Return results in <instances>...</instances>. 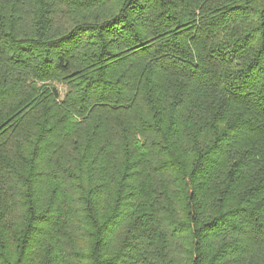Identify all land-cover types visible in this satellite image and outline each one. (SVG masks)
Listing matches in <instances>:
<instances>
[{
  "label": "trees",
  "instance_id": "trees-1",
  "mask_svg": "<svg viewBox=\"0 0 264 264\" xmlns=\"http://www.w3.org/2000/svg\"><path fill=\"white\" fill-rule=\"evenodd\" d=\"M0 264H264V0H0Z\"/></svg>",
  "mask_w": 264,
  "mask_h": 264
}]
</instances>
